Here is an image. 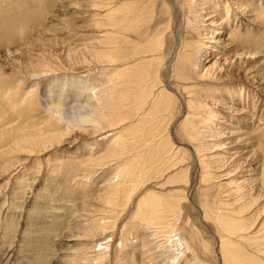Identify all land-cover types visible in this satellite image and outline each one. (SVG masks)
<instances>
[{"label":"rangeland","instance_id":"374dc122","mask_svg":"<svg viewBox=\"0 0 264 264\" xmlns=\"http://www.w3.org/2000/svg\"><path fill=\"white\" fill-rule=\"evenodd\" d=\"M223 1L214 2L221 20L235 17L232 31L239 27L246 31L248 13L232 7L229 0L227 15ZM257 1H250L252 8ZM184 3L0 0V264H81L84 254L93 259H88L91 264H118L134 247L140 254L135 253L138 262L143 231L157 244L164 242L166 255L158 259L160 264H228L226 256L235 253L237 245L231 243L237 240L222 223L223 192L237 188L248 193L246 203L257 199L244 215L255 221L248 231L258 230L264 220V197L259 198V185L253 180L240 186L249 166L245 153L229 159L218 173L211 169V155L238 149L235 137H221L205 148L209 138L188 137L184 128L188 123L199 126L209 108L217 118H228L230 109L213 103L215 95L209 89L219 84H228L227 90L238 87L232 116L259 125L248 131L258 137L252 147L258 148L254 149L264 179V40H259L262 53L258 56L229 62L219 54L203 63L194 56L192 67L185 61L191 47L183 46V41L192 39ZM262 5L255 11L264 16V0ZM261 26L264 35V22ZM251 27L246 35L257 40V25ZM219 30L228 32L221 33L227 40L231 29ZM124 92L136 94L119 98L127 113L142 107L133 117H108L103 126L113 129L109 126L98 134L90 123L77 126L51 110L86 112L83 106L88 97L102 102ZM140 100L144 103L139 106ZM189 106L197 119H188ZM110 113L118 114V110L111 108ZM215 114L209 117L217 119ZM138 120L142 130L134 132L129 124ZM146 131L153 138L139 144L137 134ZM125 132H130L126 141L135 143V148L123 156L112 153L111 145L114 149L117 142H124ZM101 137L105 142L97 145ZM164 143L173 148L168 153L171 157L164 154L151 169H143L140 178L137 172L134 175L138 156H133L150 154L151 146ZM143 156L138 161L147 163ZM115 181H120L117 186L125 183V195L107 204L102 197L114 193ZM145 195L156 207L163 200L176 204L169 223L162 218L156 221L168 226L164 232L160 227V234L155 232L157 224L150 227L153 231L143 228L147 225L141 216L148 202L143 201ZM248 249L264 257L256 245Z\"/></svg>","mask_w":264,"mask_h":264},{"label":"bare ground","instance_id":"6f19581e","mask_svg":"<svg viewBox=\"0 0 264 264\" xmlns=\"http://www.w3.org/2000/svg\"><path fill=\"white\" fill-rule=\"evenodd\" d=\"M215 1L216 0H185L184 5H186V10H187L188 15H189V17L187 16L188 17L187 20L185 19L187 22L186 26L188 28V31H190V33L188 32L189 38H192L191 40L183 41V46H189V47H191V50H192V52L191 51L185 52L186 63L190 64L192 67L195 66V59L193 58L194 56L198 57V60H197L198 63L199 62L203 63L204 59L205 60L209 59L208 61H210L212 59H215L217 57V55H219V54L221 55L219 58H222V59L224 58L225 61H229V62L233 59L234 60H236V59L240 60V59L248 58L249 56H252V55H257V56L260 55V53H262V51H258L259 48L257 46L259 44V40L260 41L264 40V38H263L264 35L260 33L262 31L261 30L262 29L261 23L264 22V16H261L260 14H258L259 11L256 12L257 11L256 9H258V8L262 9V6H263L262 0H258L256 2V5L253 8L250 5V1H252V0H245V1H249L247 4L244 2V0H231V3L233 5L232 7H235L237 10L239 9L241 12L245 11L248 13V17H246L247 18V20H246L247 21V25H246L247 30L246 31H243L242 28H240V27L237 29L235 28L236 30L232 31L234 28L233 27L230 28V26L233 25L232 23H236L235 17H233L229 21H227V19L221 20V18L219 17V14H217L219 11H218L217 7L214 5ZM223 4L225 5V13L228 15V13L231 10V8H230L231 4H230L229 0H224ZM128 6H129V4H128ZM241 9H243V10H241ZM109 14H110V12H109ZM200 20H202L203 26L200 25L201 24ZM220 20H221V22H220ZM223 21H225V24L223 23ZM204 22H206V23H204ZM252 25H254V26L257 25L256 35L259 36L257 40H255L253 36L246 35V32L248 31V29H252V27H251ZM219 29H223V30L224 29L225 30L231 29L227 40L222 39L223 35L221 33H224V31H220ZM226 33H228V32L226 31L224 34H226ZM200 36H202V37H200ZM109 38H112V37H109ZM195 43H197V46ZM212 52H217V53H215V55H214ZM116 53L109 51L110 55H117ZM216 61H217V59H216ZM259 64H260V62H259ZM28 66L29 65H27V67ZM131 67L132 66H129V68H131ZM262 67H263V65H262ZM219 85H217V87H215V88L211 87L209 89V90H211L209 93L215 95L214 98H211L213 103L220 104L222 106V108L226 107L228 110L230 109L231 112L229 113V116H227L228 117V118H226L227 120L221 116H219L217 118L215 113L214 114H215V117L217 119H215L214 117L213 118L209 117L210 115H214L212 110L209 108L208 110H206L208 115L206 114V111H205V114H203V116H201V119L199 120L200 121L199 126H194L192 123H188V126L184 128L185 131L187 129V133H185V134L188 137H191L194 139H195V137H202L203 141H207L206 138H209L208 142L203 143L206 146L205 148H209L211 146V144L214 143V140H218L221 137H224V136L235 137V139L237 141V145H239L238 149L236 151H229L228 150V151L222 152L221 153L222 155H220V156L211 155V157L209 159L214 164L211 169L214 173H218L219 170L222 169V166L229 159L237 158L240 155L245 153L244 156L247 157V162H249V166H248V169L246 170L247 176H244L245 178L239 182L240 186H244L246 183L249 182V180H253L256 184L259 185V187H258L259 198H261V196L264 197V179L262 178V174L260 173L261 171L259 168V155H258V151H256L258 148H257V146H256V148H255V146L252 147V144H254L256 142L258 137L253 136L252 133L250 134V132L248 131V128H252L253 126L258 128L259 125L249 124L248 123L249 118H239L236 116H232V114L236 115V111L232 110V107H234L232 104L238 103V96H236L238 94L236 93V90H239V89H238V87L234 86L231 90H227L228 88H230L228 84H226V85L219 84ZM90 89L92 90L93 88L91 87ZM50 91L52 92L53 90H50ZM69 94H71V92ZM75 94H77V93H75ZM77 95H75V96H77ZM217 95H221V96L218 97ZM120 96H123L125 98H130V97L135 98L136 94L134 95L132 92H124L122 95L113 96L112 98L107 99V100L102 101V102H101V100H98V102H94L92 100V97H88L85 101V106H83V109L84 108L87 109L86 112L77 111L74 114H72L70 112H67L68 111L67 109H60V107H57V109L54 108L51 110H54L53 113L58 114L59 119H65V120L69 121V123L70 122L75 123L77 126L83 122L84 123H90V125H92V127L94 128V133L98 134V133H102V132L107 131L105 129L110 126V125H107L105 127L103 126L104 124H107V121H109L108 117H115L116 120H120L121 118L126 119L128 117H133L136 114V112L139 111L140 108L142 107L140 105H142L144 103L142 100H140L138 102V105L140 107L135 109V110L131 109L127 113V110L122 107V104L119 101ZM82 102H84V101H82ZM109 103H110V106H108ZM193 103H191V104H193ZM51 104H52V102H51ZM111 108H114L115 110L117 109L118 114H111L110 113ZM191 108H192V106H189V109H188L189 113L187 116L188 119H190V120L197 119L196 114L192 113ZM140 114H141V112H140ZM137 115H138V113H137ZM199 115H202V114H199ZM228 122H230V123H228ZM225 123L227 125H229V127H230V128H228L229 130L224 128L225 126L222 127L221 124H225ZM213 124L214 125L215 124L220 125V126L213 127ZM111 126L109 127L110 128L109 130L113 129V128H111ZM129 127H133L135 129L134 132L141 131L142 130V120H138L137 122L130 123ZM246 129H247V131H246ZM133 134H135V133H133ZM125 135L126 136L124 137V139H125L124 142H120V143L117 142L116 147L114 149H113V145H111L112 146V153L114 152V153H117V155L123 156L125 154L130 153L135 148V146H136L135 143H131L129 141H126V139L128 137H131L130 132H125ZM137 137L140 139L139 144L141 142H142L141 144H146V143H148V141H150L153 138V134L150 131L140 132L139 134H137ZM262 138H263L262 140L264 142V135H262ZM104 139H105V137H101L100 139L96 140L97 145L100 143H104L105 142ZM15 142H14V144H16ZM17 143H19V142H17ZM151 144H154L153 140L151 141ZM170 151L173 152V148L168 147V145H166V143H164V144L151 146L150 154H145V155L143 154L144 156L142 154L134 155L133 157L138 156L137 160H135L136 157L132 158L133 160H135L134 161V169H135L134 175L138 173V177L140 178V176L142 174L141 173L142 170L143 169H151L152 163L157 161L159 158L163 157L164 154L168 158H170L172 155V154L168 155V153ZM198 151H200V150H198ZM259 154H260V150H259ZM140 156H143L144 160H146L147 163H142V162L138 161ZM203 157H205V155H203ZM203 157H202V160H206V158L203 159ZM129 158H131V157H129ZM253 158H255V159H253ZM260 161H262V160L260 159ZM130 162L133 166L132 161H130ZM127 164H128V161H127ZM127 164L125 162V165H127ZM131 164H129L130 168L132 167ZM234 166H235V164H234ZM260 166H261V164H260ZM238 168L239 167H236V170H235L236 172L238 171ZM127 172L128 171H126L125 174ZM127 174L130 176L129 173H127ZM118 175H116V176L118 177ZM121 175L123 176V174H121ZM224 175H226V174H224ZM224 175H221V176L224 178ZM263 175H264V173H263ZM131 178H134V176L131 175ZM131 178L129 177L128 180H130ZM117 179L118 178H116V180ZM124 180H122V181H124ZM115 182H117V184H116V186H117V185H119L120 181H115ZM124 185H125V183H124ZM124 185L117 186L115 189H113V190H115L113 194L104 195L102 197L103 201L107 204H114L115 198L117 200L123 199V197L125 195V193H124L125 191L122 187ZM223 194H224V197L226 198L225 199L226 202H224V206H225L224 217L225 218L222 220V223H223L224 227H226V229L228 228L230 230L231 235H233L234 238L238 241L237 242V241L233 240L234 242L231 243V245L235 244L237 246H236V249H233V251H235V253H232V255L229 254V257L225 255L227 263L228 264H264V257L259 256L256 253H254L248 249V246L253 244V245H256V249L258 251L264 252V220L258 223V225H257L258 230L248 231L250 224H255V221L252 217H248V216L244 215L245 209L248 208L249 206H251L253 204V202H255L257 199L253 200V202L246 203L244 201V199L247 198L248 193H246L243 190V188H237V190H235V191H226V192H223ZM223 194H222V196L220 194V197H223ZM116 195H118V197ZM150 196H152V194H150L149 197ZM232 196H234V197H232ZM149 197H146V195H145V197L143 198V201L148 200V202H147V205L144 206V209L141 212V216L143 219H145L146 224L149 226V227H146L147 225L145 224L146 226L143 227L144 230L145 229L150 230L151 229L150 227L151 226L154 227V225L157 224L156 221H158L159 219L161 220V218L163 221H167V223H169V218L171 217L170 214H171L174 206H176V204L173 202H166L163 200L160 203L161 207L159 206V204H157V207H156V206H154L155 202H152L149 204V201H150ZM225 200H223V201H225ZM142 202L139 203V205H138L139 208L143 207L141 205ZM261 208H262V205L259 206V210ZM99 219L102 220V217H100ZM96 221H98V220H96ZM153 221L155 223H153ZM222 223H220V224H222ZM152 224H154V225H152ZM165 224H166V222H165ZM162 226L157 224L158 230L156 228L157 231H155V232L160 234L161 230L159 228ZM166 226L165 227L163 226L162 232L166 231V228L168 229V226L167 227ZM152 229H155V228H152ZM145 232L146 231L142 232L143 234L141 235V237L142 236H145V237H142V239H140L142 242L140 241L141 245H138V247L140 246L139 249L141 251L140 260L137 262V258H136V260L134 259L135 253L137 254V252H138V251L136 252L137 248L134 247V249L130 250L131 252H129V253L126 252L127 254H124V256L122 257L123 259L122 260L120 259L121 261L118 264H137V263L138 264H160V261L158 259H161L162 258L161 256L166 255V250H165V247L163 244L164 242L157 244L156 242H158V241L155 242L151 239V237L148 238L146 236L147 233H145ZM157 240H158V237H157ZM221 242L224 243V240H221L220 243ZM229 242H231V240H229ZM155 244H156V247H155ZM240 245H241V247H238ZM134 246H136V245H134ZM225 246H227V243ZM155 248H156V250H155ZM228 248H230V247H228ZM80 253H82V251ZM138 255H140V254H137L136 256H138ZM263 256H264V254H263ZM80 257L82 259L81 264H91L90 261L93 260V259H90L85 254L83 256H80Z\"/></svg>","mask_w":264,"mask_h":264}]
</instances>
